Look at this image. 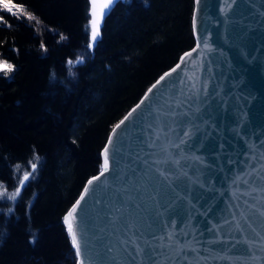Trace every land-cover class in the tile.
Masks as SVG:
<instances>
[{
  "label": "water",
  "instance_id": "obj_1",
  "mask_svg": "<svg viewBox=\"0 0 264 264\" xmlns=\"http://www.w3.org/2000/svg\"><path fill=\"white\" fill-rule=\"evenodd\" d=\"M192 34L67 210L76 264H264V0H194Z\"/></svg>",
  "mask_w": 264,
  "mask_h": 264
},
{
  "label": "trees",
  "instance_id": "obj_2",
  "mask_svg": "<svg viewBox=\"0 0 264 264\" xmlns=\"http://www.w3.org/2000/svg\"><path fill=\"white\" fill-rule=\"evenodd\" d=\"M12 3L24 13L0 9V264H76L65 214L113 126L193 47L194 0H122L92 49L88 0Z\"/></svg>",
  "mask_w": 264,
  "mask_h": 264
},
{
  "label": "snow or ice",
  "instance_id": "obj_3",
  "mask_svg": "<svg viewBox=\"0 0 264 264\" xmlns=\"http://www.w3.org/2000/svg\"><path fill=\"white\" fill-rule=\"evenodd\" d=\"M113 3V0H91V4H92V9H91V16H92V21H91V31H92V40L93 42L95 41L97 35L99 34V25L102 21L103 15L105 14V10L109 9L110 5ZM0 9H3L5 11H8L9 13H14V10L16 12H20V13H24V9L14 3H12V0H0ZM29 19H35L33 16L29 15L28 16ZM3 18L0 17V21H2ZM91 47V45H89ZM186 55H191V54H186ZM182 61L184 60V58H181ZM177 67H180V65H177ZM12 66L11 65H7V64H0V70L2 69H7V70H11ZM173 71H175V69H173ZM167 75V74H166ZM161 79H164V77H162ZM159 83V81L157 82ZM155 87V85H154ZM151 91V90H150ZM139 107V105L137 106ZM131 115V114H129ZM125 119H128V117H126ZM124 121H121V124H123ZM120 125H117L116 128H119ZM116 129H113V133L115 134ZM112 143V137H109V144ZM104 164L102 166V170H101V176L104 175L105 172H107L109 170V158H108V148L106 147L104 150ZM33 169H35L36 165L33 164L32 165ZM28 179V173H25L24 175V179L20 181L21 185H23L24 181H26ZM94 179H99V177L94 178ZM93 183V181H89V184L91 185ZM19 192V189L17 190V193L13 194V196L11 198H15V195H17ZM81 199H83V197H81ZM80 204V201H77L76 205H74L72 207V209L68 212V214L65 216V223L67 225L68 228V232L69 235L71 236V240H72V245L73 248L76 249V255L79 261V258L81 257V251H80V242L77 236V231H76V227H75V214L77 212V208ZM80 264H82V262H80Z\"/></svg>",
  "mask_w": 264,
  "mask_h": 264
},
{
  "label": "rangeland",
  "instance_id": "obj_4",
  "mask_svg": "<svg viewBox=\"0 0 264 264\" xmlns=\"http://www.w3.org/2000/svg\"><path fill=\"white\" fill-rule=\"evenodd\" d=\"M89 13H90V11H89ZM0 64H5V63H2V62H1ZM2 70H5V69H2ZM2 70H0V71H2Z\"/></svg>",
  "mask_w": 264,
  "mask_h": 264
},
{
  "label": "bare ground",
  "instance_id": "obj_5",
  "mask_svg": "<svg viewBox=\"0 0 264 264\" xmlns=\"http://www.w3.org/2000/svg\"><path fill=\"white\" fill-rule=\"evenodd\" d=\"M89 1V0H88ZM122 1V0H121ZM120 2V1H119ZM90 25H91V23H90Z\"/></svg>",
  "mask_w": 264,
  "mask_h": 264
}]
</instances>
